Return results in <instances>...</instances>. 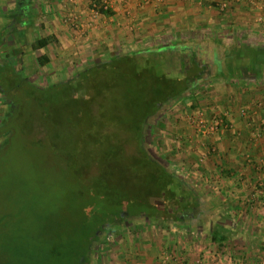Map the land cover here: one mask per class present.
<instances>
[{
  "label": "crops",
  "instance_id": "crops-1",
  "mask_svg": "<svg viewBox=\"0 0 264 264\" xmlns=\"http://www.w3.org/2000/svg\"><path fill=\"white\" fill-rule=\"evenodd\" d=\"M91 1L16 3L39 13L38 20L58 31L61 44L81 41L96 47L133 40L144 45L156 38L173 43L201 38V44L211 47V55L218 56L221 74L211 75L210 80L197 87L203 95L197 97L195 90L193 105L172 119V144L167 150L179 167L182 164L184 172L194 178L195 189L207 182V187L217 191L219 196H202L208 203L217 201L221 209L227 208L223 209L226 212L232 209L230 219L236 223L229 227L216 223L209 233L199 228H147L140 238L137 236L138 240L112 251L116 259L113 263L264 264V23L259 22L264 2L108 0L111 14L95 22L83 41L72 32L74 29H69V22L77 18L86 25ZM223 1L228 2L224 10L220 9ZM248 54H254L252 62ZM199 113L208 122L227 114L230 128L203 133L196 124ZM177 218L164 216L156 221L174 223ZM187 221L189 226H195L200 220L190 216ZM214 232L226 240L213 241Z\"/></svg>",
  "mask_w": 264,
  "mask_h": 264
},
{
  "label": "rangeland",
  "instance_id": "rangeland-1",
  "mask_svg": "<svg viewBox=\"0 0 264 264\" xmlns=\"http://www.w3.org/2000/svg\"><path fill=\"white\" fill-rule=\"evenodd\" d=\"M16 1L0 0V148L8 139V134L3 135L1 133L4 129L2 127L4 121L9 115L14 116L19 108L22 109L17 118H14V121L11 118L7 123L8 127L18 129L19 134L16 136V143H11L8 147L0 149V264H81V260L82 264H114L113 262L116 259H114L112 253L115 249L118 246L125 248L126 244L138 240L140 234H144L147 228L153 231H156L157 228H167L169 230L171 228L174 230L199 228L205 229L209 233L216 226V223L228 227L231 224H236L231 221L232 215L229 214L232 209L229 208V212H226L227 208L221 209L216 203L217 201L211 202L209 200L210 203L205 201L204 194L205 196H209V194L215 196L217 191L207 187V182H203L195 189L193 187L196 183L194 178H191L187 171L184 172L182 164L179 167L178 161L172 154L168 155L170 150L167 149H171L172 144V119L181 113L184 114L191 104L193 105L195 90H198L197 97L203 95V93H198L201 89L197 87L204 84V81L210 80L211 75L216 77L222 72L219 69L218 56L211 55L209 52L211 47H208V44H201V38H185L177 44L192 46L196 50V62L205 67L207 77L194 82L191 92L186 93L176 101L163 105L158 113L148 120L145 129V143L150 155L172 169L176 175L185 180L195 190H199L197 192L201 197L200 207L183 214L182 209L173 205L172 210L177 211L178 217L174 223L171 221H156L151 219L150 216L144 215L137 217L123 216L118 219L110 230L103 232L99 241L94 244L91 253L89 252L90 259L84 249H70L67 247L55 249L58 241L68 240L74 231L82 227L84 222L86 224L90 223L95 216L90 214L91 210L89 208L84 210L88 202L86 198L85 201H77L74 204L76 211L81 212L82 202L84 203V211L81 212L80 216H68L69 211L66 209L58 215L52 214L56 205H61L62 201L65 202L66 200L67 203L71 204L73 202L67 198L69 195L68 189L63 188L64 185L59 187L56 181L52 180V177L62 175L63 170L61 164L54 159V156L48 150V145L52 140L35 148L31 147L34 156H38L45 164L39 167L40 173H38L43 177L33 181L30 178L31 170L29 167L26 169V173L23 171V164L26 163L24 149L28 142L23 130L25 128L26 130L29 129L27 127H30V122L35 121L30 118L33 115L29 117L27 114V112H31V103L26 97L30 91L27 82L32 83L39 89H47L52 84L70 82L76 74L86 67L95 63L99 64L104 59L131 52L160 48L173 43V40L168 42L156 38L151 43L147 42L144 45L133 40L123 41L122 44H101V46L96 47H88V44L81 43V41L80 43H75V41L74 44L65 45L61 44L59 33L54 31V27L47 28L42 21L38 20L39 13L31 12L28 6L22 7L21 12H19L20 8L17 7L18 2L16 3ZM71 21L69 22V29H74L72 32H76L75 35L78 38L81 37L84 41L89 37L88 33L91 27L88 28L87 32H83L72 25ZM42 38H48L50 43L47 47L39 48L37 42ZM44 56L48 57L49 61L41 64L40 58ZM248 57L252 62L254 54H248ZM86 75L87 73L82 74V76ZM91 80L90 85L80 83L79 90H76L73 96L77 98L88 89V95H84V99L91 100L90 106L95 116H97L101 96L97 95L96 88L92 86L96 85L98 89L101 87V90H104L105 87H103L104 84L99 76H95ZM18 85L19 87H17ZM62 91L68 92L67 89ZM68 98L70 97H65V99ZM58 99L59 97L55 101L57 102ZM198 116L199 114L197 118ZM40 135V138L45 137L44 133ZM37 136L32 132V135L27 139H34ZM78 140L79 137L62 138L60 136L56 145L59 153L66 152V146L69 148V144H77ZM28 151L30 152L29 147ZM62 166L65 167L67 164L64 162ZM21 179L24 180L22 184L20 183ZM156 179L160 180L161 177L157 176ZM32 184L35 185L33 190L30 189ZM76 188L80 189L79 186H76ZM216 198L220 199V197ZM58 199L60 200L57 202ZM26 200L30 202L31 207L30 209L28 207L27 211L24 210L21 214L19 207L25 208L27 206L24 205ZM154 201L155 203L163 202L161 199H155ZM231 205L229 204V207ZM226 213L228 214L226 215ZM190 216H198L199 223L195 226H189L187 219ZM208 216H210V220H208ZM225 216H228L226 218L229 219L226 220Z\"/></svg>",
  "mask_w": 264,
  "mask_h": 264
},
{
  "label": "trees",
  "instance_id": "trees-1",
  "mask_svg": "<svg viewBox=\"0 0 264 264\" xmlns=\"http://www.w3.org/2000/svg\"><path fill=\"white\" fill-rule=\"evenodd\" d=\"M106 13L111 14L110 10ZM49 43L48 38H42L37 46L44 48ZM180 45L171 43L104 59L86 67L70 82L52 84L47 89H39L27 82L30 91L26 97L31 103V112L27 114L29 117L33 115L30 118L35 121L30 122L29 129L23 130L28 141L24 149L26 163L23 171L26 173L29 167L33 181L43 177L38 173L39 167L45 164L34 156L31 147L52 140L48 150L63 169L62 175L58 174L59 177H52V180L59 187L64 185L69 192L68 200L73 201L72 204L66 200L57 204L52 214L58 215L66 209L68 216H80L89 208L90 214L95 216L90 223L84 222L68 240L58 241L55 249H84L90 259L92 248L103 232L110 230L123 216L144 215L154 220L166 216L171 219L177 216V211L172 210L173 205L182 209L183 214L200 207L201 197L194 188L150 155L145 143L148 120L163 105L191 92L194 82L205 76V67L196 62V50L192 46ZM48 61L46 56L40 58L41 64ZM84 73L87 75L82 76ZM95 76L101 78L105 87L101 90V87L91 85L101 96L97 116L90 106L91 100L84 99L88 89L77 98L73 96L80 83L90 85ZM21 111L19 108L14 116L9 115L4 121L1 133L8 134V139L1 148L16 143L18 129L8 127L7 123L11 118L14 121ZM32 132L38 136L28 140ZM42 133L44 138H40ZM60 136L79 137V140L77 144H69V148L66 146V152L60 154L56 146ZM64 162L65 167L62 166ZM157 176L161 179L157 180ZM23 182L21 179L20 183ZM34 187L32 184L30 189ZM85 198L87 206L83 210L82 202L81 212L76 211L74 204L85 201ZM155 199L163 202L155 203ZM29 203L26 200L24 205L27 206L19 207L21 214L28 207L30 209ZM225 240L226 237L213 233V241L222 243Z\"/></svg>",
  "mask_w": 264,
  "mask_h": 264
},
{
  "label": "built area",
  "instance_id": "built-area-1",
  "mask_svg": "<svg viewBox=\"0 0 264 264\" xmlns=\"http://www.w3.org/2000/svg\"><path fill=\"white\" fill-rule=\"evenodd\" d=\"M234 0H229V2ZM236 1V0H235ZM264 2V0H252V4H260ZM228 2L223 1L221 2L220 9L224 10L227 8ZM109 2L108 0H92L90 7H89V21L86 25L80 24L79 20L77 18H74L71 22L72 25H75L76 28L81 29L83 32H87L89 27H92L95 22L99 21L103 17H108L109 14L106 12L109 11ZM259 22L264 23V14L262 17L259 18ZM228 115H222L219 117L214 118L211 121H207L205 118V115L202 113H199V116L197 118V126L201 131L206 134L208 133H215L218 131H224L230 128V125L228 124Z\"/></svg>",
  "mask_w": 264,
  "mask_h": 264
},
{
  "label": "flooded vegetation",
  "instance_id": "flooded-vegetation-1",
  "mask_svg": "<svg viewBox=\"0 0 264 264\" xmlns=\"http://www.w3.org/2000/svg\"><path fill=\"white\" fill-rule=\"evenodd\" d=\"M20 5H21V3H19V6H18L19 8H21ZM18 11L21 12V9H19Z\"/></svg>",
  "mask_w": 264,
  "mask_h": 264
}]
</instances>
